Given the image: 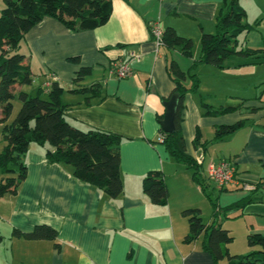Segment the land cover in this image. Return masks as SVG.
Returning a JSON list of instances; mask_svg holds the SVG:
<instances>
[{
	"label": "crops",
	"instance_id": "1",
	"mask_svg": "<svg viewBox=\"0 0 264 264\" xmlns=\"http://www.w3.org/2000/svg\"><path fill=\"white\" fill-rule=\"evenodd\" d=\"M221 2L112 0L109 19L93 29L73 31L46 16L25 33V59L34 72L32 84L46 86L54 73L68 88L80 66L91 69L87 84H101L105 98L87 106L75 105L82 100V95L66 92L64 101L72 104L66 115L78 128L92 127L121 135L123 191L116 199L107 197L96 187L76 179L69 165L49 162L44 156V147L31 144L25 156L26 177L15 194L0 196L3 224L0 245H4L3 251L9 255L0 253V264H213L211 255L203 248L202 235L189 243L183 241L188 233V222L182 210L197 207L202 213L201 186L192 179V170L174 160L159 139V121L165 111L163 101L174 88L168 71L170 62L175 61L185 71L180 63L185 67L188 60L194 59L184 57L179 48L157 44L150 24L158 22L162 29L171 26L177 34L197 43L194 58L198 59L201 35L214 32ZM239 4L245 10V20L253 24L239 36L240 47L247 46L256 52L250 56L233 55L224 67L238 68L244 74L252 69L260 70L255 72L257 77L251 82L255 92L246 96L245 86L231 89L226 82L227 95H231L229 90H238L239 94L234 96L241 101L215 105L209 100L211 93H204L208 89L203 87V93L199 91L203 94L199 105L201 118L212 119L209 123L212 138L219 125L238 120L244 124L222 140L208 142L212 138H203L200 117L195 118L200 124H196L193 132L185 131L192 96L188 99L185 94L181 110L185 149L198 161L202 163L204 158L203 154L200 159L197 150L203 141L208 142L206 151L210 144L233 145L232 150L208 161L203 169L204 185H213L215 197L212 199L220 209L242 200L251 190L246 191L235 183L221 189L216 187L207 171L211 163L232 158L241 181L255 184L264 179V0H239ZM71 56H78V63L69 60ZM115 61L128 62L131 75L123 78L110 75L109 69ZM200 99L215 109H229L205 115ZM240 108H244L241 116L225 117ZM185 134H190L191 141L199 134L195 153L188 149ZM150 170L163 173L168 190L165 205L152 203L142 191V178ZM251 196L254 200L241 207L220 210L213 217L211 205L210 214H206L205 220L202 218L207 223H220L233 236L227 244L232 254L250 251L246 243L249 234L264 235V184ZM37 224L56 230L57 246L52 240L12 235L13 229L28 232Z\"/></svg>",
	"mask_w": 264,
	"mask_h": 264
},
{
	"label": "trees",
	"instance_id": "2",
	"mask_svg": "<svg viewBox=\"0 0 264 264\" xmlns=\"http://www.w3.org/2000/svg\"><path fill=\"white\" fill-rule=\"evenodd\" d=\"M2 1L0 123L5 144L0 150V196L17 192L18 186L26 177V152L31 144H37L44 147V156L49 162L69 165L76 179L96 187L107 197L116 199L123 191L119 150L121 135L104 129L92 127L81 129L72 125L66 115L67 108L72 104L62 99L65 86L57 79H51L48 86H36L34 92L27 90L25 86L32 85L34 72L25 59L23 44L25 33L46 16L56 19L73 31L100 26L112 13V0ZM245 15L239 0H222L215 16L214 32H204L201 35V50L197 61L224 67L233 55L255 54V50L247 46L240 47L239 44V36L253 27V24L245 20ZM159 45L179 48L182 54L191 56V39L177 34L171 26L163 29ZM69 60L78 63L79 59L78 56H71ZM168 71L174 82L172 93L177 92L179 96L174 118L176 130L173 133H165L161 128V141L174 160L183 162L192 170V179L205 192L204 180L198 176L201 162L186 152L181 132L184 96L188 91L199 92V80L195 73L190 70L183 71L173 60ZM90 72V67L80 66L72 79V85L66 88V92L82 95V100L77 101L75 105L87 106L105 98L106 94L100 83L87 84ZM187 78L191 80L189 86L185 84ZM16 97L20 101V107L15 117L8 122L13 110V99ZM201 106L205 115H216L229 109L223 107L215 109L203 100ZM243 124L244 121L238 120L232 124L217 126L214 137L208 142L222 140ZM193 141L197 146L199 134L195 135ZM208 142L203 141L201 146L199 145L203 152L206 151ZM262 184L264 179L254 184L249 195L224 209H220L216 200L207 193L212 205V217L220 210L227 211L233 207H241L254 200L251 195ZM141 186L143 193L152 203L166 204L168 190L160 170L148 171L142 178ZM182 215L188 222V233L183 237V241L189 243L202 235L203 248L211 255L213 264H264V235L249 234L246 243L250 251L245 254H232L227 244L232 241L233 236L220 223L203 221L200 209L197 207L183 209ZM56 234V230L46 224H37L28 232L12 230L13 236L52 240L55 246L58 244ZM1 240L2 236H0Z\"/></svg>",
	"mask_w": 264,
	"mask_h": 264
},
{
	"label": "rangeland",
	"instance_id": "3",
	"mask_svg": "<svg viewBox=\"0 0 264 264\" xmlns=\"http://www.w3.org/2000/svg\"><path fill=\"white\" fill-rule=\"evenodd\" d=\"M3 6V1L0 0V8ZM251 8V7H249ZM250 15V14H249ZM252 15V14H251ZM200 42V41H199ZM196 48H198V44L192 42V47H191V56L189 55H184L182 54L184 57H193L192 61L188 60L187 64H184L185 67H183V63H180V66L185 69V71L190 70L191 72L196 74L197 79L199 80V87L198 90L203 93V87L207 88L208 90L204 91V93L206 92H210L211 95L209 96V100L215 104H226L227 102H231L233 104H238L239 101H241L240 98L235 97L234 95H238V90H229V93L231 95H227V91H226V87L224 85V83L227 82V85L229 84V86H231V89H235V88H239V86H245V94L246 96H251L252 94H254V90H255V86L253 85V83H251L253 80H255V78L257 77V75H255V72H259L260 70L258 69H252L250 71H248L246 74H244V72H241L237 69H226L228 67H218L212 64H208V63H204V62H200L197 61V57L194 58V56L197 54V52L195 51ZM192 49H193V56H192ZM25 50V49H24ZM201 50V45L199 43V52ZM198 52V54H199ZM198 56V55H197ZM191 58H185L187 59H191ZM215 66V67H214ZM218 67V68H217ZM260 69V68H259ZM245 79H247V81H245ZM47 79L45 78L43 80V82L47 81ZM185 84L187 86H189L191 84V80L190 78H187L185 80ZM27 90L34 92L36 85L32 84V85H26L25 86ZM203 88V89H202ZM202 89V90H201ZM66 86H65V91L62 94V99L65 100L66 98ZM243 92V93H244ZM258 93L260 91H257ZM201 93L199 92H187L186 93V97L189 99L190 96L193 97V101L195 103V106H192L194 103L193 101H191L188 104V108H187V115H186V120H185V131L186 132H193L195 129L196 124H200L198 121H196L195 118H199L202 120L200 127H202V133H203V138H212V133H210V124H211V117H204L201 118L200 115V105H199V98L203 95H200ZM206 96V95H205ZM201 100V99H200ZM238 102V103H237ZM244 102H247L244 100ZM20 107V101L18 100V98H14L13 99V110L12 113L8 119V122H10L16 115L17 111L19 110ZM199 111V114L197 112V110ZM244 110V108H240L235 110L234 112L225 115V117H229L232 118L234 116H241V111ZM196 111V114H195ZM210 123V124H209ZM187 145H188V149L192 152L195 153L194 151V142L193 140L191 141V136L190 134H185ZM202 137V134L200 133V139ZM204 140V139H203ZM5 144V141L3 139V135H2V124L0 123V150L2 149L3 145ZM199 149V150H198ZM233 149V145H228L227 143H221V144H210L208 151H202L200 147H197V150L200 152V159L204 154V158L203 161L201 163V166L199 168V173L198 176L201 178V180L203 179V175L204 171L203 169L206 168L207 162L215 159V158H219L222 157V153L224 152H228L229 150ZM198 155V156H199ZM224 156H228V154H225ZM211 184V183H210ZM212 185V184H211ZM209 185L206 187V191H202L201 187H200V191L201 193L199 194V199L201 200V208H202V213L201 216L202 218L205 220L206 219V214H210L211 212V202L209 200V198L207 197V193H209L211 195L212 198L215 197L214 194V190L212 188V186ZM1 205V203H0ZM0 226L2 227L3 224L2 222H0ZM4 245L1 244L0 245V253L1 255H6L7 257L9 256L8 253L3 251ZM2 258L0 257V260ZM3 263V262H1Z\"/></svg>",
	"mask_w": 264,
	"mask_h": 264
},
{
	"label": "built area",
	"instance_id": "4",
	"mask_svg": "<svg viewBox=\"0 0 264 264\" xmlns=\"http://www.w3.org/2000/svg\"><path fill=\"white\" fill-rule=\"evenodd\" d=\"M150 32L157 44L161 43V37L163 29L158 22H153L150 24ZM110 74L118 77H128L131 75L132 70L128 62L117 61L112 64L109 69ZM51 79H56V75L51 73ZM50 82L45 85H49ZM162 140V137H159ZM209 178L215 183L218 188L226 187L228 184L235 183L239 185L242 189L250 191L254 188V183L241 181L238 176V171L236 163L233 159H220L216 163H211L208 166Z\"/></svg>",
	"mask_w": 264,
	"mask_h": 264
},
{
	"label": "water",
	"instance_id": "5",
	"mask_svg": "<svg viewBox=\"0 0 264 264\" xmlns=\"http://www.w3.org/2000/svg\"><path fill=\"white\" fill-rule=\"evenodd\" d=\"M178 100V93L174 92L168 99H165L163 101L165 111L163 114V118L159 121V123L165 133H173L176 130L174 118L178 106Z\"/></svg>",
	"mask_w": 264,
	"mask_h": 264
}]
</instances>
